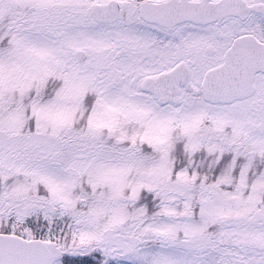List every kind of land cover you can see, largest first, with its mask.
<instances>
[{
  "label": "snow or ice",
  "instance_id": "obj_1",
  "mask_svg": "<svg viewBox=\"0 0 264 264\" xmlns=\"http://www.w3.org/2000/svg\"><path fill=\"white\" fill-rule=\"evenodd\" d=\"M0 264H264V0H0Z\"/></svg>",
  "mask_w": 264,
  "mask_h": 264
}]
</instances>
